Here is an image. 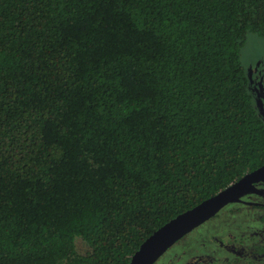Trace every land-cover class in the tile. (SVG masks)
<instances>
[{"label":"trees","instance_id":"trees-1","mask_svg":"<svg viewBox=\"0 0 264 264\" xmlns=\"http://www.w3.org/2000/svg\"><path fill=\"white\" fill-rule=\"evenodd\" d=\"M252 34L264 0H0V264H131L262 170Z\"/></svg>","mask_w":264,"mask_h":264},{"label":"rangeland","instance_id":"rangeland-1","mask_svg":"<svg viewBox=\"0 0 264 264\" xmlns=\"http://www.w3.org/2000/svg\"><path fill=\"white\" fill-rule=\"evenodd\" d=\"M242 63L264 116V37L249 36ZM251 196L247 200L264 203V198ZM237 203L188 233L156 264H264V210ZM76 245L83 255L89 250L82 238L76 239Z\"/></svg>","mask_w":264,"mask_h":264},{"label":"water","instance_id":"water-1","mask_svg":"<svg viewBox=\"0 0 264 264\" xmlns=\"http://www.w3.org/2000/svg\"><path fill=\"white\" fill-rule=\"evenodd\" d=\"M263 172L264 167L164 225L141 246L132 257L131 264H156L178 241L215 217L221 209L237 203L245 193L257 192L253 184L263 178Z\"/></svg>","mask_w":264,"mask_h":264},{"label":"flooded vegetation","instance_id":"flooded-vegetation-1","mask_svg":"<svg viewBox=\"0 0 264 264\" xmlns=\"http://www.w3.org/2000/svg\"><path fill=\"white\" fill-rule=\"evenodd\" d=\"M261 93H262V91H261ZM262 177L263 178H261V180H258L256 183L253 184V186L256 188L257 192L255 191V192L243 194V196H246V197L243 198L244 200H241V201L239 200L240 202L237 203L238 205L243 204V205H248L249 207H252V208H257L258 210L259 209L264 210V203L254 202V201H251V199L247 200L249 197L250 198L253 197L251 195H254V197L256 196L257 198L258 197L264 198V172H263ZM263 222H264V219H263Z\"/></svg>","mask_w":264,"mask_h":264}]
</instances>
